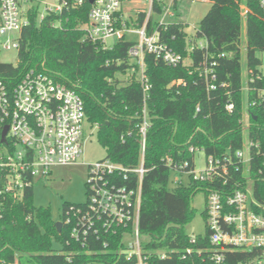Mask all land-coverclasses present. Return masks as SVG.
<instances>
[{
    "label": "trees",
    "instance_id": "16d2710c",
    "mask_svg": "<svg viewBox=\"0 0 264 264\" xmlns=\"http://www.w3.org/2000/svg\"><path fill=\"white\" fill-rule=\"evenodd\" d=\"M66 1L61 12L46 13L40 21L37 7L27 11L29 23L20 33L18 64L0 62V78L17 80L26 69L43 66L56 80L79 93L85 103L86 120L96 124L97 138L106 157L127 169L140 161L138 127L145 109L149 126L141 181L140 232L148 238L147 250L170 252L163 259L152 254L148 264H200L197 251L208 247L209 239L207 228L204 235L195 237V242L185 232L184 226L193 213L190 198L200 190L206 198L211 192H220L223 198L235 189H245L247 174L235 151L247 139L257 145L251 146L253 195L264 203V104L250 105L249 126L245 128L242 123L247 104L242 90L243 26L245 64L256 68L264 60V14L258 1L208 0L211 6L196 30V36L206 42V47L200 48L188 42L182 22L158 24L161 4L154 0L147 32L156 29L161 41L181 56L189 57L191 63L171 66L154 53L145 52V72L151 85L145 100L136 73L129 75L133 63L128 48L135 42L121 38L110 48H104L100 41H92L82 27L89 22V0L75 6V0ZM175 4L176 0L173 7ZM144 15L138 14L134 26L143 24ZM121 21L119 18L117 27H121ZM209 62H215L213 68L217 73L216 87L210 91L200 75ZM124 76L128 78L120 79ZM180 79L183 83H172ZM252 86L264 88V76L255 79ZM255 95L250 91L247 98L250 101ZM228 102L234 104L232 112L225 108ZM190 147L227 163L228 174L169 188L175 166L188 173L194 169ZM229 157L232 163L225 161ZM137 184L138 177L132 174L129 186ZM25 191L23 201L7 204L1 221L0 264H129L127 258L114 251L118 245L116 236L108 239L107 247L103 245L104 237L90 238L82 246L70 239L68 225L63 223L58 232L49 208L33 206L32 187ZM80 204L64 203L59 220L63 221L69 206ZM54 242L60 243L61 248H56ZM186 248L191 253H185Z\"/></svg>",
    "mask_w": 264,
    "mask_h": 264
},
{
    "label": "built area",
    "instance_id": "2783aa9c",
    "mask_svg": "<svg viewBox=\"0 0 264 264\" xmlns=\"http://www.w3.org/2000/svg\"><path fill=\"white\" fill-rule=\"evenodd\" d=\"M82 1L75 0L72 6ZM125 1L95 0L88 14L89 22L83 28L92 41H100L104 48H109L105 42L110 37L121 39L127 32L138 35V41L128 48L133 63L129 75L136 73L135 79L142 85L145 100L151 88L145 72V52L154 53L171 66L180 63L188 65L191 61L189 57L181 56L161 41L156 29L151 33L147 32V21L151 16L154 0H149V6L138 11L145 14L140 27L129 26L122 21L121 27H117L116 22L120 18L117 15ZM257 1L264 14V0ZM24 2L26 0H0V35L17 33L12 44L4 45L5 49L18 48L20 33L29 23L27 11L31 7L23 8ZM66 4V0H59L57 5L47 8L46 13L58 14ZM160 4L158 24L165 26L175 16L173 5L172 2ZM45 14L40 16V20ZM192 46L203 48L206 47V42L194 43ZM186 58L188 62L185 61ZM214 64L215 62L204 64V68L200 70L208 91L216 87L217 73L213 68ZM263 76L264 60L256 68L246 65L242 90L247 99L243 115L248 121V107L264 104V88L252 86L255 79ZM172 83L180 84L183 81L180 79ZM250 91H254L256 95L249 101L247 97ZM233 107L231 102L225 105L228 112H232ZM142 119L138 127L141 154L139 164L127 169L107 157L87 164L88 198L80 206H69L61 221L69 226L70 239L82 246L90 238L98 240L104 237L103 245L107 247L108 239L116 236L118 245L114 251L127 258L129 264H148L152 254L162 259L170 254L163 250H147L145 242L148 240L140 232L141 181L145 173L144 151L149 126L145 109ZM242 123L245 128L249 126V122L245 124L243 119ZM87 124L90 123L86 120L85 103L79 93L56 80L43 66L26 69L17 80L0 78V230L1 221L8 210L7 204L23 201L25 190L32 187L36 177L49 174L52 166L78 161L88 139ZM252 145L257 146L247 139L243 147L235 151L247 174L245 189H235L232 194L223 198L220 192H211L206 198L204 216L209 246L197 251L201 258L200 264H264V203L255 199L251 186ZM196 150L199 149L189 148L193 153ZM225 161L232 163L230 157ZM227 166L219 158L208 155L199 175L194 169L189 173L194 174L196 180L214 179L221 173L228 174ZM234 167L237 169L238 165ZM181 169V166H175L172 170L180 175L184 172ZM132 174L138 177V184L135 186H129ZM190 239L192 242L196 241L195 237ZM185 253H191V249L186 248Z\"/></svg>",
    "mask_w": 264,
    "mask_h": 264
},
{
    "label": "rangeland",
    "instance_id": "374dc122",
    "mask_svg": "<svg viewBox=\"0 0 264 264\" xmlns=\"http://www.w3.org/2000/svg\"><path fill=\"white\" fill-rule=\"evenodd\" d=\"M137 3H142L145 7L150 4L149 0H131ZM159 2L170 3L174 0H158ZM244 1V0H243ZM59 0H26L23 4V8L37 7L38 21L40 16L45 14L47 8L57 5ZM211 3L208 0H176L174 10L175 22H182L183 29L186 33V39L194 43L205 42L204 38L196 36V30L200 20L210 8ZM84 27V25H82ZM241 36V64L243 65V71L245 72L246 62V30L242 27ZM17 37L16 32L6 33L0 35V62L11 63L13 65L18 64L17 49L10 47L5 49L4 45L12 44ZM118 37H110L106 40L105 44L110 48L115 42L118 41ZM138 35L136 33L127 32L125 40L138 41ZM188 62V58L185 59ZM128 76L120 77L122 80H126ZM245 113V111H244ZM244 123H248V119L243 115ZM86 129L88 133V139L83 145V150L80 153L78 161L74 164H61L51 167L49 174L44 177H36L33 181V206L35 208H49L51 217L54 221H58L63 213L64 203L80 204L85 202L88 198V190L86 182L89 178V172L87 164L94 163L97 160L105 158L106 150L100 144L97 138V128L95 125L87 124ZM206 155L202 149L194 151V171L199 175L201 169L205 167ZM188 172L177 175L174 171H171L168 187H175L178 182H181L182 186L186 185L192 180H196L194 174L192 176ZM179 180V181H176ZM206 197L203 190L197 191L190 198V205L193 209V213L184 226L185 232L190 237L202 236L206 232L205 216L203 211L206 207ZM146 240L148 238L146 237ZM54 246L58 249L61 248V244L54 242ZM96 264V263H95ZM100 264V263H99Z\"/></svg>",
    "mask_w": 264,
    "mask_h": 264
},
{
    "label": "crops",
    "instance_id": "0c3cea01",
    "mask_svg": "<svg viewBox=\"0 0 264 264\" xmlns=\"http://www.w3.org/2000/svg\"><path fill=\"white\" fill-rule=\"evenodd\" d=\"M143 1L144 0H141V2ZM144 9L145 5L143 6L142 3L126 0L119 12L120 19L122 20V22L127 23L129 26L134 27L138 18V11H143ZM123 38H125V36Z\"/></svg>",
    "mask_w": 264,
    "mask_h": 264
},
{
    "label": "water",
    "instance_id": "95a60500",
    "mask_svg": "<svg viewBox=\"0 0 264 264\" xmlns=\"http://www.w3.org/2000/svg\"><path fill=\"white\" fill-rule=\"evenodd\" d=\"M94 1L95 0H89V3L92 4ZM55 225L57 226L58 232H60L62 227H63L62 222L60 220H58V221L55 222Z\"/></svg>",
    "mask_w": 264,
    "mask_h": 264
}]
</instances>
